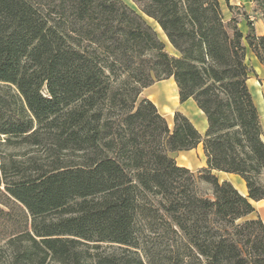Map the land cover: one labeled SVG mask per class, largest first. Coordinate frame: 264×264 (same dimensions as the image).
<instances>
[{"label": "trees", "instance_id": "trees-1", "mask_svg": "<svg viewBox=\"0 0 264 264\" xmlns=\"http://www.w3.org/2000/svg\"><path fill=\"white\" fill-rule=\"evenodd\" d=\"M133 2L140 12L0 0V145L41 151L0 150V264H264V138L244 44L264 65V34L246 13V35L225 20L219 0ZM253 12L264 19V0ZM171 77L204 134L181 111L171 128L141 97ZM200 143L197 174L171 155Z\"/></svg>", "mask_w": 264, "mask_h": 264}, {"label": "rangeland", "instance_id": "rangeland-1", "mask_svg": "<svg viewBox=\"0 0 264 264\" xmlns=\"http://www.w3.org/2000/svg\"><path fill=\"white\" fill-rule=\"evenodd\" d=\"M128 5H130L132 8H134L136 11L140 12L139 7L136 3L133 2V0H124ZM221 3V8L223 11V15L225 20H229L231 16L234 14L238 18H241V21L239 22V27L241 30H243L244 34L246 35L248 33V25L245 17L243 16V13H246L250 16V19L254 22V26L256 29L257 35H263L264 34V20L261 17L260 13L253 12V6H254V0H230V5L233 6V8H230L227 4L226 0H219ZM146 21L156 30L158 36L165 42L166 50L171 53L175 54L174 50L172 49L171 44L167 40L163 30L160 28V26L151 18L145 17ZM244 44L246 47L248 46L247 41L244 39ZM250 50L247 47L246 50V62L249 66H251L254 69V72L250 74V76L253 77L254 84L256 87L250 88L251 93L253 94V99L255 101V104L258 108V112L260 114L262 128H263V135H264V76L262 79H255L257 76L256 69L251 63V59L249 58ZM161 82V81H160ZM164 84V83H163ZM158 93L165 94V97L160 100L159 103V110L164 112L163 107L168 110L169 112L174 107L173 103L175 101V96L177 94V89L174 84H171L170 82H165V84L158 88ZM167 114V113H165ZM167 118V117H166ZM169 122V121H168ZM171 128L173 127V123L170 122ZM0 150L3 153L8 152H19V153H26L27 155L30 154H41L40 150H36L34 148H20V149H10L6 148L5 146L0 145ZM173 157L177 160V162H185L189 166L193 167L196 163V167H194V173H198L200 170L199 161L202 159V151L200 152L198 149L191 153H185V152H175L171 153ZM198 166V167H197ZM199 186L203 192H209L210 191V185L206 182H200ZM257 213L260 215V217L264 220V200L262 202L256 204Z\"/></svg>", "mask_w": 264, "mask_h": 264}, {"label": "crops", "instance_id": "crops-1", "mask_svg": "<svg viewBox=\"0 0 264 264\" xmlns=\"http://www.w3.org/2000/svg\"><path fill=\"white\" fill-rule=\"evenodd\" d=\"M247 47L250 50L249 58L251 59V63L255 67L256 73L258 75V77L257 76H254V77H256L255 79H260L261 80L262 77L264 76V65L259 61V59L256 57L255 53L252 51V49L249 46H247ZM172 49L174 50V53H176V50L173 47H172ZM165 82H167V83L170 82L171 84H174L176 89H177V94L175 96V101L173 103L174 107L171 109V111L169 112L168 110H166L163 107L164 112H162L161 110L158 109L159 112L163 116H165V118L167 117L166 119H167V121H169L168 123L171 126L170 122L173 123L174 113L176 111H181L182 113H184L193 122V124L200 131V133L204 134L206 132L207 128H208V121H207L206 115L197 106V104L195 103V101L192 98L186 100L185 102H181L180 101V99H179V90H178V87H177L176 82H175L173 77H171L169 79L161 80V82L157 81L154 84H152L151 86L146 87L142 91L141 97L148 98V99L152 100L156 104L157 108H159L160 100L163 99V97H165V94L158 93V88L162 87L165 84ZM248 85H249V88H251V89L253 87H256V85L254 84L252 76H250V78L248 79ZM165 113H167V114H165ZM263 138H264V135H263ZM196 149H198L200 152L202 151V155L203 156H202V159L199 161V165H200L199 167L201 169V168L207 166V157L205 155L202 143H200L195 149H192V150H189V151H179V152H181V153L182 152L191 153V152L195 151ZM178 163L180 165L188 167L192 171H194L193 169H194V167H196V163L193 164L194 165L193 167L189 166L185 162H181V163L178 162ZM214 173L218 176L220 181L228 180V181L232 182L234 184V186L243 195H247L248 194V189H247L246 183L243 180V178H241L239 175L234 174V173H227V172H223V171H218V170H214ZM260 202H262V200L255 202V206H256V204H258Z\"/></svg>", "mask_w": 264, "mask_h": 264}]
</instances>
